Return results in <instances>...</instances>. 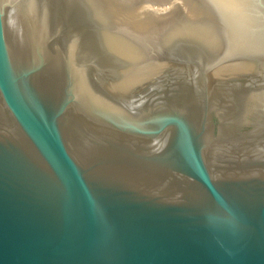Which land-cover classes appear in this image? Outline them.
Listing matches in <instances>:
<instances>
[{
	"label": "water",
	"instance_id": "obj_1",
	"mask_svg": "<svg viewBox=\"0 0 264 264\" xmlns=\"http://www.w3.org/2000/svg\"><path fill=\"white\" fill-rule=\"evenodd\" d=\"M0 0V264H264V0Z\"/></svg>",
	"mask_w": 264,
	"mask_h": 264
},
{
	"label": "rangeland",
	"instance_id": "obj_2",
	"mask_svg": "<svg viewBox=\"0 0 264 264\" xmlns=\"http://www.w3.org/2000/svg\"><path fill=\"white\" fill-rule=\"evenodd\" d=\"M118 4L125 6L124 8H129V12H132L135 8H138L141 5L142 14L147 15H164L171 10L170 0L163 1L157 0H141L137 2L136 0H115ZM128 10V9H127Z\"/></svg>",
	"mask_w": 264,
	"mask_h": 264
},
{
	"label": "bare ground",
	"instance_id": "obj_3",
	"mask_svg": "<svg viewBox=\"0 0 264 264\" xmlns=\"http://www.w3.org/2000/svg\"><path fill=\"white\" fill-rule=\"evenodd\" d=\"M136 1L137 2H140L141 0H136ZM160 1H163V2L166 1L167 2L169 0H159V2ZM156 2H157V0H156ZM166 2H164L162 4H165ZM169 4L171 5V2ZM122 7H125V6H122ZM125 9H128V11H129V8H125ZM141 12H142L141 5H139V7L138 8H135L131 13L134 14V15H147V14H142ZM147 16H149V15H147Z\"/></svg>",
	"mask_w": 264,
	"mask_h": 264
}]
</instances>
